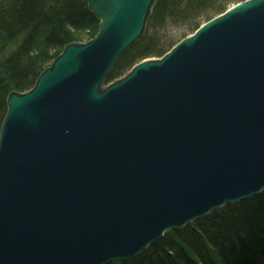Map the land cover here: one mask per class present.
Instances as JSON below:
<instances>
[{"label":"water","instance_id":"water-1","mask_svg":"<svg viewBox=\"0 0 264 264\" xmlns=\"http://www.w3.org/2000/svg\"><path fill=\"white\" fill-rule=\"evenodd\" d=\"M98 19L0 128V264H109L264 190V0L203 23L105 84L156 0Z\"/></svg>","mask_w":264,"mask_h":264},{"label":"trees","instance_id":"trees-1","mask_svg":"<svg viewBox=\"0 0 264 264\" xmlns=\"http://www.w3.org/2000/svg\"><path fill=\"white\" fill-rule=\"evenodd\" d=\"M243 1L156 0L142 36L116 62L105 84L143 60L162 57ZM98 24L82 0H0V128L8 95L32 89L66 45ZM175 30L182 31L175 36ZM109 264H264V190L165 233L133 259Z\"/></svg>","mask_w":264,"mask_h":264},{"label":"rangeland","instance_id":"rangeland-1","mask_svg":"<svg viewBox=\"0 0 264 264\" xmlns=\"http://www.w3.org/2000/svg\"><path fill=\"white\" fill-rule=\"evenodd\" d=\"M181 31L182 30H175L173 33H174L175 36H178L181 33ZM97 33H98V27H96V28H94V29H92L90 31H87L85 33H81V34L79 33L77 35L78 36V41L75 42V43H86L87 41H89L90 39H92L93 37H95Z\"/></svg>","mask_w":264,"mask_h":264}]
</instances>
